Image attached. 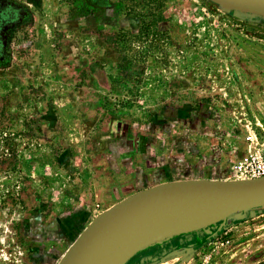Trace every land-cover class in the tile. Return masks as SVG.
I'll return each mask as SVG.
<instances>
[{
	"label": "rangeland",
	"instance_id": "374dc122",
	"mask_svg": "<svg viewBox=\"0 0 264 264\" xmlns=\"http://www.w3.org/2000/svg\"><path fill=\"white\" fill-rule=\"evenodd\" d=\"M16 1L33 20L0 69V150L16 151L0 165V264H58L139 191L233 180L246 136H264L263 17L208 0ZM215 222L154 256L264 264V207Z\"/></svg>",
	"mask_w": 264,
	"mask_h": 264
},
{
	"label": "water",
	"instance_id": "95a60500",
	"mask_svg": "<svg viewBox=\"0 0 264 264\" xmlns=\"http://www.w3.org/2000/svg\"><path fill=\"white\" fill-rule=\"evenodd\" d=\"M208 1L237 16L264 18V0ZM263 207L264 177L162 183L125 198L95 217L69 246L58 264H111L128 239L150 226L153 219L168 212L221 214L222 218L210 225L218 224L219 231L230 216Z\"/></svg>",
	"mask_w": 264,
	"mask_h": 264
},
{
	"label": "bare ground",
	"instance_id": "6f19581e",
	"mask_svg": "<svg viewBox=\"0 0 264 264\" xmlns=\"http://www.w3.org/2000/svg\"><path fill=\"white\" fill-rule=\"evenodd\" d=\"M221 218V214L202 211L165 213L153 219L150 226L144 228L139 234L128 239L116 253L111 264H127L129 259L142 249L193 233Z\"/></svg>",
	"mask_w": 264,
	"mask_h": 264
},
{
	"label": "trees",
	"instance_id": "16d2710c",
	"mask_svg": "<svg viewBox=\"0 0 264 264\" xmlns=\"http://www.w3.org/2000/svg\"><path fill=\"white\" fill-rule=\"evenodd\" d=\"M33 20L31 9L16 0H0V69L8 68L12 60L11 46L18 32ZM10 116H0V132ZM16 161L14 146L6 138L0 150V165L7 171Z\"/></svg>",
	"mask_w": 264,
	"mask_h": 264
},
{
	"label": "built area",
	"instance_id": "2783aa9c",
	"mask_svg": "<svg viewBox=\"0 0 264 264\" xmlns=\"http://www.w3.org/2000/svg\"><path fill=\"white\" fill-rule=\"evenodd\" d=\"M248 152L233 161L231 176L233 180H254L264 177V136L251 132L246 136ZM253 146V148H252Z\"/></svg>",
	"mask_w": 264,
	"mask_h": 264
},
{
	"label": "crops",
	"instance_id": "0c3cea01",
	"mask_svg": "<svg viewBox=\"0 0 264 264\" xmlns=\"http://www.w3.org/2000/svg\"><path fill=\"white\" fill-rule=\"evenodd\" d=\"M174 239L175 240L169 242L168 244H166L162 247H159L157 250H152V251L146 252L140 256H137V255L133 256L131 258V260L128 261L127 264H171L173 261H175L174 259H172L171 257L168 258V257H161V256L163 254L166 256L172 255L171 249H169V247L172 248L176 244L180 243L179 240H176L177 238H174ZM157 251L160 252L159 255H161V256H159V255L154 256V255H156ZM153 259H155L154 262L152 261Z\"/></svg>",
	"mask_w": 264,
	"mask_h": 264
}]
</instances>
